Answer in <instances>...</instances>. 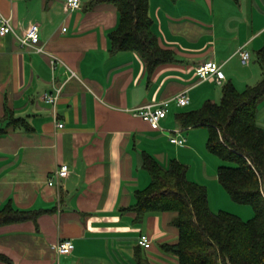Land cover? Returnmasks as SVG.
<instances>
[{
    "label": "crops",
    "instance_id": "crops-1",
    "mask_svg": "<svg viewBox=\"0 0 264 264\" xmlns=\"http://www.w3.org/2000/svg\"><path fill=\"white\" fill-rule=\"evenodd\" d=\"M89 1L70 10L67 0H0V19L9 17L20 35L38 23L44 47L35 52L14 34L0 35V118L6 128L0 135V209L11 202L39 211L35 219L0 225V253L10 258L0 264H138L139 256L151 264H178L161 246L178 239L173 214L137 219L129 209L135 192L151 182L145 152L164 166L171 159L186 164L189 179L207 186L213 211L233 205L218 180L220 162L199 145L208 128L183 127L178 114L219 102L229 81L242 91L262 78L257 51L264 45V0H149L159 43L176 58L152 71L135 51L111 52L118 11L112 4L89 9ZM243 47L251 51L246 64L238 53ZM50 54L65 63L53 70ZM206 61L223 65L221 84L197 75ZM55 86L62 92L54 108L43 94ZM182 91L190 103L172 101L164 129L132 112ZM12 115L26 123L9 124ZM257 122L264 128V98ZM173 129L182 130L184 145L170 141ZM62 163L69 164V175L60 186L50 185ZM141 234L149 236V248L138 244ZM60 239L74 242L71 253L56 251Z\"/></svg>",
    "mask_w": 264,
    "mask_h": 264
},
{
    "label": "trees",
    "instance_id": "trees-1",
    "mask_svg": "<svg viewBox=\"0 0 264 264\" xmlns=\"http://www.w3.org/2000/svg\"><path fill=\"white\" fill-rule=\"evenodd\" d=\"M101 4H112L119 14L117 26L109 33L111 52L135 51L150 71L176 59L173 50L160 45L153 30L149 0H90L87 7ZM257 59L263 76L256 84L240 91L229 81L222 87L219 102L208 100L198 109L178 114L183 127L208 128L207 150L221 160L218 180L234 202L252 206L251 218L213 211L207 186L189 179L187 165L178 159L164 166L151 154H143L151 182L135 192V204L129 209L136 212L137 219L153 212L173 214L178 239L161 246L177 257L178 264H264V128L257 122L264 98V45L257 51ZM21 121L26 123L12 115L9 124ZM5 131L0 118V135ZM38 215L39 211L9 202L0 209V225ZM0 260L10 258L0 253ZM138 264L151 262L139 256Z\"/></svg>",
    "mask_w": 264,
    "mask_h": 264
},
{
    "label": "built area",
    "instance_id": "built-area-1",
    "mask_svg": "<svg viewBox=\"0 0 264 264\" xmlns=\"http://www.w3.org/2000/svg\"><path fill=\"white\" fill-rule=\"evenodd\" d=\"M81 5V0H67V7L70 10L76 9ZM66 30V28H64ZM14 34L20 46L32 49L35 52H43L44 47L40 44V26L38 23H32L25 34H18L13 27L11 19L6 16H2L0 19V35ZM241 61L246 64L251 58V51L245 47L240 48L238 51ZM51 66L53 70L56 69L59 63H65L59 56L50 54ZM69 68V67H68ZM71 70V68H69ZM75 75V72H71ZM196 73L201 79H213L217 83L221 84L226 78L223 70V65L216 61H206L201 63L196 68ZM62 92V86H55L53 91H46L43 94L44 99L55 106L58 103ZM174 101L178 106L184 107L190 103V96L188 91H182L170 100H164L162 102H150L138 106L132 109L135 115L141 116L146 119L153 128L164 129L161 121L167 117L170 111L171 102ZM59 127H63V122H58ZM170 141L172 143L184 145L187 142V138L183 135L181 129H173L171 131ZM70 173V166L68 163H62L57 166L52 176L49 178L50 185L60 186L63 179ZM138 244L144 248H149L152 244L147 234H141L138 238ZM54 248L59 254H69L75 248V244L70 239H60Z\"/></svg>",
    "mask_w": 264,
    "mask_h": 264
},
{
    "label": "rangeland",
    "instance_id": "rangeland-1",
    "mask_svg": "<svg viewBox=\"0 0 264 264\" xmlns=\"http://www.w3.org/2000/svg\"><path fill=\"white\" fill-rule=\"evenodd\" d=\"M205 137L206 136H204V138L200 139V144L199 145L202 146V148L204 149V151L208 152V150L206 149V140H207V137L206 138ZM212 157L215 158L217 160V162H220L221 163V160L219 158H217L215 156H212ZM229 198H230V196H229ZM230 202H232V204H233V205H231L232 208L229 207L228 208L229 210H226V211L236 213V214H238L239 216H241L242 218H244L246 220L249 219V218H251L254 215V210H253V208H252L251 205H249V204L236 203L232 199L230 200ZM170 254H171V256H175L172 253H170Z\"/></svg>",
    "mask_w": 264,
    "mask_h": 264
}]
</instances>
